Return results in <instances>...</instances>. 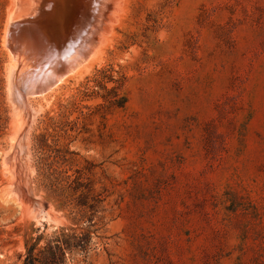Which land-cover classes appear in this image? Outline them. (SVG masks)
I'll list each match as a JSON object with an SVG mask.
<instances>
[{"label": "rangeland", "instance_id": "1", "mask_svg": "<svg viewBox=\"0 0 264 264\" xmlns=\"http://www.w3.org/2000/svg\"><path fill=\"white\" fill-rule=\"evenodd\" d=\"M9 3L0 264H264V0H119L98 58L43 94L66 36L8 41L10 93Z\"/></svg>", "mask_w": 264, "mask_h": 264}, {"label": "bare ground", "instance_id": "2", "mask_svg": "<svg viewBox=\"0 0 264 264\" xmlns=\"http://www.w3.org/2000/svg\"><path fill=\"white\" fill-rule=\"evenodd\" d=\"M118 1L119 0H80L79 1L80 3H79L78 0H10V3L8 5V14H9L8 21H6V23H5L4 35H3V43L7 49L10 47V46L7 47V43H8V41L11 40V41H13V44H15L14 41H17V43L21 44V45H19V47H20V50H22V51L26 50L25 48L32 49L35 47L34 49L38 48L40 53H42L45 50L46 54H48L46 46H49L48 45V38L49 37L46 40L45 38L41 37L39 33H45V34L48 33V34H50L51 38H53L51 35V33H52L54 35V37L56 38V41L57 40L62 41V38H65V36H66V38H65L66 40L64 39L63 42L61 43V46L63 44L64 47H62L60 49V47H61L60 46L58 48L59 50H63V48H64L65 56L64 55L63 56L66 59L64 60V57H63L62 60H64V61L61 62V60L59 61V58H60V56H59L56 58L54 63L48 64V63H50L48 61L47 64H44L45 68L44 69L42 68L43 70L40 67H38L41 70L39 76L41 75L40 82L42 83V85L40 83H39L40 85L37 84V87L39 86V88H41L39 90H38V88L36 89V91L37 90L39 91V92L37 91L38 93L36 92L37 94H39V93L43 94L45 91L49 92V91L54 90L59 85L60 82L63 83V81L67 75L69 76L70 74L74 75V74L81 73L82 71L86 70L93 63V61H95L98 58L100 51H102L101 48L104 45V38L106 37V34L110 30V24L112 21H114V18L116 15V5H117ZM45 5L48 7H46ZM49 6L51 7V9ZM74 20H75V22H74ZM71 28H73L72 31L70 30ZM50 41L54 42L53 40H50ZM55 43H56V45L57 44L60 45V41L59 42L57 41ZM52 46L53 45H51L50 48ZM11 47H12L13 53L11 55V53L9 51L11 64L9 67L8 79H9V92L14 93L15 90L17 92V89L11 90L12 88H14L12 85V81L14 79L11 81L10 75H11V70L13 68L19 67V64L17 63L18 59L15 62V60L13 61V58H12V56H14L16 54V53L14 54V51L18 52V48L16 49L13 46H11ZM43 47H45L46 49ZM20 50H19V52L21 53ZM52 50H54V49H52ZM59 50H58V52H59ZM50 52H51V50H50ZM50 52H49L50 55L54 54L53 53L54 51L52 52V54ZM61 53H63V51ZM32 54H33V52H32ZM58 54H60V52ZM101 54H102V52H101ZM37 55H38V53H37ZM42 55H45V54H42ZM19 56L21 58L20 54H19ZM29 56H30V53H29ZM29 56H26V58H28ZM17 57L18 56H15V58H17ZM52 60H54V59H52ZM24 61H22V62H24ZM26 61H28V60H26ZM39 63H42V62H38L37 64H39ZM26 64H27V62H26ZM26 64L25 65L23 64V66H26ZM58 64H60L61 66L59 65V67H58ZM20 65H21V63H20ZM30 66L32 67L33 64L29 65L28 67H30ZM28 67H27V69H28ZM19 68H20V70L22 69L21 67H19ZM25 70H26V67H25ZM25 70L23 69L22 71L25 72ZM30 70H31V68H30ZM36 70H38V69H36ZM22 71L19 72V75H21L20 73H22ZM38 72H39V70H38ZM38 72H36L37 75H38ZM27 73L29 74V72H27ZM36 74L34 73V75H36ZM30 75H31V73H30ZM34 75H32V76H34ZM21 76L23 77V75H21ZM24 76H25V74H24ZM39 76H38V78H40ZM25 77H27V76H25ZM29 78H27V80ZM32 78H31V80L33 81ZM25 80H26V78H25ZM36 80L38 81L39 79H36ZM22 82H23V80H22ZM22 82L16 81L15 84L17 85V83H20L18 86L20 88V90L18 92H19V95L21 94L20 96H22V98H23L22 100H24V103H22V104H23V108H25L26 106H29L27 104L28 102H27V98H26L28 90H25V88L23 89V87L27 88L29 86V84H25L28 86H25L22 84L23 86L21 87L20 85ZM24 83H26V82H24ZM28 83H29V81H28ZM32 88H36V85L34 87L32 86ZM29 90H32V89L30 88ZM33 91H34V89H33ZM29 93L33 94V92H29ZM12 95L14 96V94H12ZM29 95L30 94H28V96ZM16 98L19 99L20 97H16V95H15L14 100H16ZM20 103H21V101H20ZM16 104L18 106L20 105L17 102H16ZM13 105L15 106V102ZM15 108H16V106H15ZM30 109H27V112L30 111ZM25 110L26 109H23L24 112H25ZM14 111H15V109H14ZM21 111H22V109H21ZM18 114H19V118H22L20 116L21 113H18ZM19 120L21 122V119H19ZM20 122L18 124H20ZM15 124H16V122H15ZM20 127L22 128L23 126L21 125ZM15 168H16V166H15Z\"/></svg>", "mask_w": 264, "mask_h": 264}, {"label": "trees", "instance_id": "3", "mask_svg": "<svg viewBox=\"0 0 264 264\" xmlns=\"http://www.w3.org/2000/svg\"><path fill=\"white\" fill-rule=\"evenodd\" d=\"M72 182L75 183V184H77V181H76L75 178L72 179ZM72 182H71V184H72Z\"/></svg>", "mask_w": 264, "mask_h": 264}]
</instances>
